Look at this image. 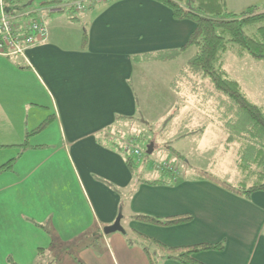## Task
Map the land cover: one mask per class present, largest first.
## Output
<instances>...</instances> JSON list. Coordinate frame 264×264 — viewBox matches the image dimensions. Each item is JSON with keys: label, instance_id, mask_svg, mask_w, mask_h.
Segmentation results:
<instances>
[{"label": "crops", "instance_id": "crops-1", "mask_svg": "<svg viewBox=\"0 0 264 264\" xmlns=\"http://www.w3.org/2000/svg\"><path fill=\"white\" fill-rule=\"evenodd\" d=\"M64 1L14 0L8 11L21 31ZM243 4L240 11L250 1ZM65 12L47 13L46 41L25 50L24 57L0 56V166L13 161L0 173V264H22L27 258L36 264L40 250L45 255L72 249L80 264H150L148 254L158 256L156 264H180L161 258L146 240L166 248L222 242V251L194 258L202 264H264V190L243 197L193 180L190 168L174 182L156 183L158 172L146 177L148 171L139 172L133 158L136 168L131 170L122 149L108 139L118 120L138 114L144 97L136 89L144 70L139 57L179 50L194 23L175 20L166 6L152 0H109L72 11L80 19ZM231 51L223 53L222 68L226 53L248 56ZM262 89L249 88L251 99L242 92L264 112ZM206 114L210 125L204 124L201 132L219 138L220 131L224 139L222 126L219 130ZM49 123L57 140L34 139ZM181 125L186 128L189 121ZM196 151L202 148L198 145ZM244 151V159L239 150L233 159V183L218 179L232 189L264 181L256 148ZM180 215L191 220L174 226L136 220ZM117 219L121 231L104 235Z\"/></svg>", "mask_w": 264, "mask_h": 264}, {"label": "rangeland", "instance_id": "rangeland-1", "mask_svg": "<svg viewBox=\"0 0 264 264\" xmlns=\"http://www.w3.org/2000/svg\"><path fill=\"white\" fill-rule=\"evenodd\" d=\"M104 1L109 0H66L56 7L51 8L55 9L59 6H66L63 8V11L67 12L63 13L64 16L80 19L79 14H74V11H78L76 10L78 6L81 5V11L88 6ZM245 1L246 4L250 1L247 7H251L252 4L257 10H264V0ZM240 3L241 1L238 0L228 2L229 10L240 11L239 7L243 4ZM227 52L232 51L228 50ZM193 53L194 49L190 48L173 60L153 61L149 59L142 63L144 70L141 69L143 72H139L140 76H138L140 77L139 85L141 88L136 87V89L144 97L142 96L138 104V114L133 119L118 120L116 125L113 126V129L108 131V139L111 140L112 145L120 147L123 153L126 152L127 155L135 159L137 164L139 163V172L142 168L148 171L146 177L152 178L158 173L162 176L163 171H169L173 176L183 178L186 175L185 172L190 168L194 172L205 171L221 181L233 183L230 179L237 172L233 166V159H236L238 155L239 145L228 144L226 142L228 137L224 130H222V134L225 135L224 139L220 138V131H218L219 138H215L213 134H208L209 132L204 133L199 131L204 124L205 126L210 125V122H207L208 119L210 120L209 116L203 112L208 113L210 110H215L211 107L217 106V103L213 102V100H208L205 103L201 101L200 103L197 102L198 98L191 95V89L193 88H191L189 83L192 79H187L189 77L186 76H180V71ZM22 56L24 57V54ZM223 69L230 78L239 81L242 90L248 98L251 99L248 92L249 88L256 89L259 87L263 91L264 60H255L249 56L238 59L232 53H226L223 61ZM176 80L180 82V85H177V90L172 85ZM139 92L137 93L139 94ZM179 93L183 96V100L180 99ZM252 100L254 101V99ZM197 104H200L201 112L196 111ZM199 113H203V115L197 116ZM214 119L219 120L220 118L215 116ZM186 120H190L189 124L191 125H186V128H183L185 125L182 127L181 124H184L183 121ZM221 124V122L217 123L219 130H221ZM53 128L54 126L49 123L42 133L33 136V138H40L42 141H46L47 139L55 141L57 138L55 137ZM194 128L198 129L196 133L192 132ZM166 132H168V135L165 134ZM191 133L193 135H189ZM202 134V138L198 139ZM229 138L236 141L231 137ZM176 139H178L177 141L179 143L175 141ZM198 145L202 148L203 152L196 151ZM149 146L152 147V153L147 155L146 149ZM171 148L176 149L177 153L171 150ZM134 150H138L140 155H136ZM135 162H133L135 164L134 169L136 168ZM145 170L144 172L146 173ZM258 171L262 172L261 175H264V169L261 168ZM260 183L262 182L257 184ZM96 245V247H100L98 243ZM54 246H56V242ZM54 252L38 255L45 256L39 261V264H79V260L77 259L78 252L76 253L73 249L67 252L70 253L69 255H66L64 251L58 254V256H55L56 253ZM35 261H29V258H27L22 261V264H25V262L35 264Z\"/></svg>", "mask_w": 264, "mask_h": 264}, {"label": "trees", "instance_id": "trees-1", "mask_svg": "<svg viewBox=\"0 0 264 264\" xmlns=\"http://www.w3.org/2000/svg\"><path fill=\"white\" fill-rule=\"evenodd\" d=\"M152 1L166 6L175 20L191 21L195 27L186 43L179 50L146 54L139 57V59L141 61H148L149 59L153 61H169L190 48L194 49L193 55L180 71V76L192 79L189 83L191 88H193L191 89V95L198 98L197 102L199 103L200 101L205 103L208 100H213V102L217 103V106L211 107L215 110L208 112L211 116V123L216 125L221 122L222 129L228 137L227 142L240 145L239 159H244L246 156L244 150L253 145L256 148L258 166H264V152H262V150L264 151V112L247 100L239 84L232 80L222 68V55L228 50H234L238 55L246 54L255 60H264V10H257V8L249 6L238 12L231 11L227 7L226 0ZM172 85L177 90V85H180V82L176 80ZM196 109L201 112L200 104L196 105ZM215 116L220 119L215 120ZM190 120L192 121V119ZM183 122L185 124L188 120ZM44 126L45 124L40 125L36 131ZM197 128H194L192 132H196ZM164 135L162 136L164 137ZM229 137L236 141L231 140ZM26 141L25 139L24 144L21 146L23 149L27 147ZM123 154L127 158L128 166L133 170L135 164L131 157L126 155V152ZM12 162L10 161L0 166V173L9 170ZM192 173L193 180H206L215 183L243 197H248L253 192L264 190V182L253 187L232 189L206 172L193 171ZM177 179L178 176L175 177L169 171H163L160 180L156 181V183L168 184V182H174ZM136 220L158 226H174L190 221L191 216L180 215L165 219L137 216ZM127 241L128 244H132L129 238ZM146 241L151 243L156 249H159L161 258L173 259L180 264H202L194 258L195 254L211 251L220 252L224 248L222 242L166 248L158 242ZM41 251H39L38 255L42 253ZM65 253L66 255L70 254ZM146 253L148 254L147 249ZM55 256H58V254H55ZM43 257L45 256H40L36 264H39ZM148 258L150 264H156L158 256L154 257L148 254ZM8 264L15 263L8 260Z\"/></svg>", "mask_w": 264, "mask_h": 264}, {"label": "built area", "instance_id": "built-area-1", "mask_svg": "<svg viewBox=\"0 0 264 264\" xmlns=\"http://www.w3.org/2000/svg\"><path fill=\"white\" fill-rule=\"evenodd\" d=\"M14 0H0V56H22L25 50L42 44L47 39V28L44 17L48 12L63 11L66 6H59L53 10L42 13L36 19L25 25L21 31L16 29L13 18L8 11V4ZM81 5L76 8L80 11ZM136 155H140L138 150H134Z\"/></svg>", "mask_w": 264, "mask_h": 264}, {"label": "water", "instance_id": "water-1", "mask_svg": "<svg viewBox=\"0 0 264 264\" xmlns=\"http://www.w3.org/2000/svg\"><path fill=\"white\" fill-rule=\"evenodd\" d=\"M151 153H152V147L149 146L146 149V154L150 155ZM116 231H121V228H120V225H119V219H117L116 222L112 226L104 228L103 234L104 235H108V234L114 233Z\"/></svg>", "mask_w": 264, "mask_h": 264}]
</instances>
